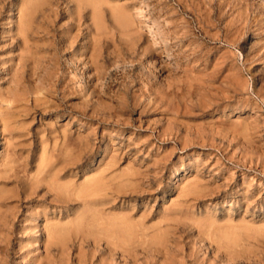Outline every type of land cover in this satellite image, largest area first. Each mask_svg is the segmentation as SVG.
<instances>
[{"label":"rangeland","instance_id":"1","mask_svg":"<svg viewBox=\"0 0 264 264\" xmlns=\"http://www.w3.org/2000/svg\"><path fill=\"white\" fill-rule=\"evenodd\" d=\"M0 264H264V0H0Z\"/></svg>","mask_w":264,"mask_h":264},{"label":"bare ground","instance_id":"2","mask_svg":"<svg viewBox=\"0 0 264 264\" xmlns=\"http://www.w3.org/2000/svg\"><path fill=\"white\" fill-rule=\"evenodd\" d=\"M4 26H5V25H4ZM3 28H4V27H3ZM95 220H96V219H95ZM107 231H110V230L107 229Z\"/></svg>","mask_w":264,"mask_h":264}]
</instances>
